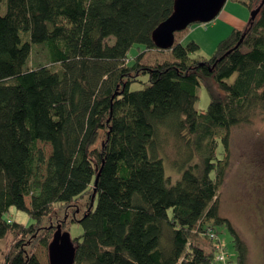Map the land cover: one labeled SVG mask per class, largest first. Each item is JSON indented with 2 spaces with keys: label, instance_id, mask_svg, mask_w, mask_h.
Instances as JSON below:
<instances>
[{
  "label": "trees",
  "instance_id": "16d2710c",
  "mask_svg": "<svg viewBox=\"0 0 264 264\" xmlns=\"http://www.w3.org/2000/svg\"><path fill=\"white\" fill-rule=\"evenodd\" d=\"M174 1L0 0V240L13 237L0 264H41L36 246L48 248L56 225L73 223L82 233L72 264H214L213 242L209 252L193 242L218 227L245 264L218 196L231 130L264 112V0H234L250 17L209 58L191 56L195 41L155 46L152 32ZM33 45L45 47L51 66H27ZM156 50L171 57L145 63ZM144 76L145 87L131 90ZM165 136L187 148L175 182L165 173ZM39 143L50 146L47 159ZM84 196L80 218L51 220L55 207ZM11 208L32 222H9Z\"/></svg>",
  "mask_w": 264,
  "mask_h": 264
},
{
  "label": "rangeland",
  "instance_id": "374dc122",
  "mask_svg": "<svg viewBox=\"0 0 264 264\" xmlns=\"http://www.w3.org/2000/svg\"><path fill=\"white\" fill-rule=\"evenodd\" d=\"M4 4L1 5L0 13L4 14ZM244 18L246 22L250 17L247 8L234 0H227L218 16L209 23H194L181 32L175 34V42L188 44L195 41L199 44V51L191 55L209 58L215 51L220 40L226 37L227 26L231 17ZM140 47V46H139ZM142 48V46L140 47ZM147 52L144 62L153 64L171 57L166 51ZM138 53V46H134L129 53V63L133 56ZM51 66L47 59V51L42 45H33L28 59L29 68L39 66ZM142 83H135L131 90H139L148 83V77H141ZM199 99L196 103L198 111L206 110L209 104V95L204 86L198 90ZM102 132L95 146H100ZM166 137V136H165ZM167 138V137H166ZM184 139V138H183ZM45 159L50 155L51 148L48 144L39 143ZM166 158L165 173L171 175L173 182L180 177L174 170V164L180 163L184 152L187 150L183 141L178 143L171 136L164 140L161 147ZM222 155V148L219 150ZM183 153V154H182ZM185 156V155H184ZM178 177V178H177ZM29 206L30 197L25 198ZM57 204L56 206H58ZM88 205V196L76 201L69 208L55 207L51 214V220L68 222L72 217L80 218ZM219 216L230 221L233 229L238 234L245 250V264H264V112L257 110L249 124L234 127L229 139V166L226 170L225 180L218 196ZM75 210V213L73 212ZM9 222L16 221L22 224H30L32 220L24 212L10 209L7 214ZM48 220V219H47ZM49 222L45 221L47 225ZM60 226V225H56ZM61 228V227H60ZM62 233L68 232L71 240L82 233V227L78 223L69 226V230L61 228ZM216 239L221 244V252L225 255V262L215 261L214 264H237L236 251L233 237L224 227L214 229ZM13 243V237L7 235L0 240V260L4 261L9 247ZM193 245L203 250L210 251V240L204 235L196 238ZM35 253L41 264H50L49 250L47 247L36 246ZM217 256V254H216Z\"/></svg>",
  "mask_w": 264,
  "mask_h": 264
},
{
  "label": "water",
  "instance_id": "95a60500",
  "mask_svg": "<svg viewBox=\"0 0 264 264\" xmlns=\"http://www.w3.org/2000/svg\"><path fill=\"white\" fill-rule=\"evenodd\" d=\"M227 0H175L172 14L152 32V40L160 50L172 48L175 34L194 23L206 24L214 20ZM258 10L252 14V18ZM50 264H72L75 248L68 232L57 226L48 246Z\"/></svg>",
  "mask_w": 264,
  "mask_h": 264
},
{
  "label": "built area",
  "instance_id": "2783aa9c",
  "mask_svg": "<svg viewBox=\"0 0 264 264\" xmlns=\"http://www.w3.org/2000/svg\"><path fill=\"white\" fill-rule=\"evenodd\" d=\"M208 236H209V240L211 242H213V244L215 245V248H216V253H217V256H216V260L220 261V262H225V255L223 254V252H221V244L219 243V241L216 239V235L215 233L211 232V231H208Z\"/></svg>",
  "mask_w": 264,
  "mask_h": 264
},
{
  "label": "crops",
  "instance_id": "0c3cea01",
  "mask_svg": "<svg viewBox=\"0 0 264 264\" xmlns=\"http://www.w3.org/2000/svg\"><path fill=\"white\" fill-rule=\"evenodd\" d=\"M246 25V20L240 17H231L229 21V25L227 26V33H229L232 29H242Z\"/></svg>",
  "mask_w": 264,
  "mask_h": 264
}]
</instances>
